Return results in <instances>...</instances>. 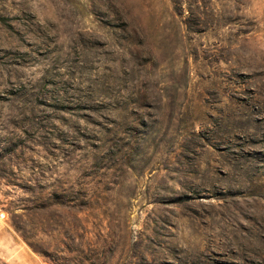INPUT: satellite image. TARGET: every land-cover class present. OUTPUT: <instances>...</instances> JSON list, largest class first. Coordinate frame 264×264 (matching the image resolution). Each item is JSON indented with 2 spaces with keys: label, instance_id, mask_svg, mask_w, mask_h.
<instances>
[{
  "label": "rangeland",
  "instance_id": "1",
  "mask_svg": "<svg viewBox=\"0 0 264 264\" xmlns=\"http://www.w3.org/2000/svg\"><path fill=\"white\" fill-rule=\"evenodd\" d=\"M0 264H264V0H0Z\"/></svg>",
  "mask_w": 264,
  "mask_h": 264
},
{
  "label": "built area",
  "instance_id": "2",
  "mask_svg": "<svg viewBox=\"0 0 264 264\" xmlns=\"http://www.w3.org/2000/svg\"><path fill=\"white\" fill-rule=\"evenodd\" d=\"M2 216H4V214H2Z\"/></svg>",
  "mask_w": 264,
  "mask_h": 264
}]
</instances>
